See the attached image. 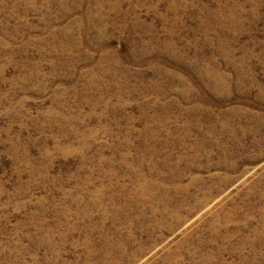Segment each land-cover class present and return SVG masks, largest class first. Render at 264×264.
<instances>
[{"label":"rangeland","instance_id":"obj_1","mask_svg":"<svg viewBox=\"0 0 264 264\" xmlns=\"http://www.w3.org/2000/svg\"><path fill=\"white\" fill-rule=\"evenodd\" d=\"M0 264H264V0H0Z\"/></svg>","mask_w":264,"mask_h":264},{"label":"bare ground","instance_id":"obj_2","mask_svg":"<svg viewBox=\"0 0 264 264\" xmlns=\"http://www.w3.org/2000/svg\"><path fill=\"white\" fill-rule=\"evenodd\" d=\"M215 6H217V8H219V10H220V12H221V9H223V5L221 6V4L220 3H218V2H216V5ZM201 7L203 8V10H205V6H203V5H201ZM184 8V7H183ZM230 8V7H229ZM213 9V8H212ZM231 9V8H230ZM216 11V10H215ZM214 11V12H215ZM223 11V13H226L225 12V10H222ZM68 12V11H67ZM219 12V13H220ZM64 14V13H63ZM215 14V13H214ZM222 16V15H221ZM224 16V15H223ZM203 18V17H202ZM204 19V18H203ZM208 20V19H207ZM207 27H209L208 26V24L206 25V28L204 29V32H206V33H208V32H210V28H207ZM61 47V46H60ZM221 76V75H220ZM218 77V76H217ZM223 77V76H222ZM225 78V77H224ZM214 79H215V77H214ZM217 79V78H216ZM225 80V79H224ZM217 81V80H216ZM219 82V81H218ZM206 86V85H205ZM213 87V86H212ZM220 87V86H219ZM194 142V141H193ZM198 143V142H197ZM192 144V143H191ZM198 146V145H197ZM200 147V146H199ZM191 148V147H190ZM193 148V147H192ZM199 149V148H198ZM193 150H194V148H193ZM146 186V185H145ZM144 188L143 187H141V191H145V190H143ZM140 191V190H139ZM178 217V216H177Z\"/></svg>","mask_w":264,"mask_h":264}]
</instances>
